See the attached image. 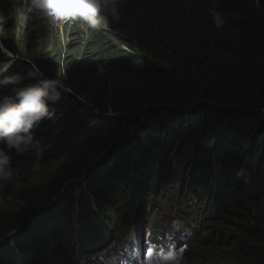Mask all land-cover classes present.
<instances>
[{
	"label": "trees",
	"instance_id": "16d2710c",
	"mask_svg": "<svg viewBox=\"0 0 264 264\" xmlns=\"http://www.w3.org/2000/svg\"><path fill=\"white\" fill-rule=\"evenodd\" d=\"M131 1L121 26L77 27L67 42L53 31L38 35L42 52L27 63L69 84L88 104L43 142L63 148L64 161L48 184L23 198L32 214L61 199L71 217L66 224L73 229L78 214L81 228L91 229L97 211L117 200L114 190L105 191L115 167L122 173L134 164L177 159L207 178L218 167L227 184L254 195L233 210L249 236L243 256L248 264H264V0H200L207 9L189 7L190 19L193 0ZM20 66V74L31 71ZM43 130L39 125L33 132L39 138ZM102 159L104 173L92 171ZM243 170L250 177H241ZM82 181L90 183L97 211L85 193L75 209L77 198L70 197ZM198 185L209 196L223 188ZM26 217L15 214L0 224V238Z\"/></svg>",
	"mask_w": 264,
	"mask_h": 264
},
{
	"label": "clouds",
	"instance_id": "9594fccd",
	"mask_svg": "<svg viewBox=\"0 0 264 264\" xmlns=\"http://www.w3.org/2000/svg\"><path fill=\"white\" fill-rule=\"evenodd\" d=\"M131 3V0H0V14L6 12L5 17L17 27L25 43L36 47L21 54L3 37L4 24L0 19V199L6 203L14 197L20 202L19 210L0 208V224L15 214L27 216L25 222L0 238L3 264H201L206 253L205 261L209 264L212 261L248 264L241 246L249 236L243 219L233 209L250 203L254 195L245 194L234 183L227 184L225 172L218 167L209 178L177 159H172L170 165L158 161H153L152 167L134 164L122 173L115 167V172L111 170L110 188L105 191L111 195L114 190L117 200L107 203L104 212L97 211L94 204L97 200L89 193L88 181L75 184L70 197L77 198L75 209H79V202H85V193L92 209L97 211L98 219L91 229L81 228L78 214L71 229V224H66L71 219L68 209L59 205L61 199L32 214L34 207L23 198L26 192L48 184L64 161L63 148L53 150L55 146L43 142L65 129L60 121H71L74 111L88 104L82 95L77 92L80 97L74 95L69 84L46 77L32 63H27L42 52L38 35L43 30L53 31L67 42L77 27L98 30L102 25L121 26V11L124 14ZM189 7L208 6L200 0L191 1L187 10L190 19ZM24 63L31 71L20 74L23 70L20 64ZM58 101L61 105L54 106ZM39 125L45 130L37 138L33 129ZM46 159H50L49 164H58L51 178L35 186L19 185L18 179L25 174L31 178L43 168L40 162ZM103 159L92 171L104 173ZM244 176L250 177L246 170L241 172V177ZM203 182L205 187L223 188L219 194L209 196L200 185L196 186ZM92 186L102 188L95 183ZM182 209H187L191 216ZM238 212L244 213L240 209ZM232 221L236 226L227 234L225 227ZM191 224L200 229L196 236L188 232ZM193 239L198 242L185 249V241ZM147 243L154 246L151 255ZM228 247L234 252L231 259L225 257Z\"/></svg>",
	"mask_w": 264,
	"mask_h": 264
},
{
	"label": "rangeland",
	"instance_id": "374dc122",
	"mask_svg": "<svg viewBox=\"0 0 264 264\" xmlns=\"http://www.w3.org/2000/svg\"><path fill=\"white\" fill-rule=\"evenodd\" d=\"M5 16H6V12L0 14L1 24H4L3 37L7 41H9L14 48H17L18 51H21V54H23L24 51L28 52L30 50H34L36 48L35 45L31 47L29 43H25V40L22 37H20L17 27L12 25V23H10L8 21V18ZM49 163H50V159L41 161L40 165L43 168L35 171L34 175L31 178H28L26 174L22 176V178L18 179L19 185L35 186V185H39L42 181L51 178V176L57 169L58 164L57 163L49 164ZM43 165H47V166H43ZM3 204H5L4 207ZM0 208L6 210H19L20 202H18L14 197L7 200L6 203H4L0 199ZM233 225L236 226L234 221L227 223V227H225V231L227 232V234H230V232H232ZM220 249L222 250V248ZM207 254L208 253L205 254V258ZM233 254H234L233 250L229 249V247L225 250V257L227 259H231ZM235 255L237 257V252L235 253ZM205 258L203 262H201V264H209L207 261H205Z\"/></svg>",
	"mask_w": 264,
	"mask_h": 264
},
{
	"label": "bare ground",
	"instance_id": "6f19581e",
	"mask_svg": "<svg viewBox=\"0 0 264 264\" xmlns=\"http://www.w3.org/2000/svg\"><path fill=\"white\" fill-rule=\"evenodd\" d=\"M186 210L187 209H182L183 213L190 217L191 213H188L189 211H186ZM181 224L184 228L185 227L184 223L182 222ZM188 232L190 233V236L191 235L196 236L200 232V229L197 228L195 225L191 224V226H189V228H188ZM183 236H187V235H183ZM196 242H198V239H193L192 241H185V243L183 245L185 246V249H186V248L190 247L191 245L195 244ZM172 248L173 247H171L170 251L172 250ZM154 259H156V261H157L156 257ZM210 264H215V261H212Z\"/></svg>",
	"mask_w": 264,
	"mask_h": 264
},
{
	"label": "snow or ice",
	"instance_id": "6c2138e0",
	"mask_svg": "<svg viewBox=\"0 0 264 264\" xmlns=\"http://www.w3.org/2000/svg\"><path fill=\"white\" fill-rule=\"evenodd\" d=\"M147 247H148V254L151 255L152 251L154 249V246L151 243H147ZM183 249H180V252H182Z\"/></svg>",
	"mask_w": 264,
	"mask_h": 264
}]
</instances>
